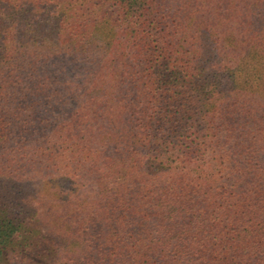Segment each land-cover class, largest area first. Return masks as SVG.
<instances>
[{
    "label": "trees",
    "instance_id": "16d2710c",
    "mask_svg": "<svg viewBox=\"0 0 264 264\" xmlns=\"http://www.w3.org/2000/svg\"><path fill=\"white\" fill-rule=\"evenodd\" d=\"M0 264H264V0H0Z\"/></svg>",
    "mask_w": 264,
    "mask_h": 264
},
{
    "label": "rangeland",
    "instance_id": "374dc122",
    "mask_svg": "<svg viewBox=\"0 0 264 264\" xmlns=\"http://www.w3.org/2000/svg\"><path fill=\"white\" fill-rule=\"evenodd\" d=\"M25 173V178H32V182L40 188H42L43 186L45 187V184L47 182L46 178H43L45 174L37 172L36 170L32 169V167H29ZM15 175L19 176V174L17 173H15Z\"/></svg>",
    "mask_w": 264,
    "mask_h": 264
}]
</instances>
